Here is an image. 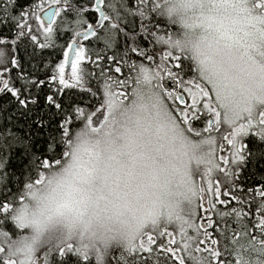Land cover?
I'll use <instances>...</instances> for the list:
<instances>
[{
  "label": "clouds",
  "instance_id": "9594fccd",
  "mask_svg": "<svg viewBox=\"0 0 264 264\" xmlns=\"http://www.w3.org/2000/svg\"><path fill=\"white\" fill-rule=\"evenodd\" d=\"M156 3L159 20L173 29L168 46L209 91L219 127L257 121L264 112V0ZM108 91L102 113L92 121L86 113L61 138L57 162L39 169V182L14 203L12 228L0 226V261L37 264L46 250L71 244L88 264H111L149 230L171 227L180 236L194 227L201 179L217 173L219 136L190 131L147 67H137L126 96L115 86ZM184 259L192 264L189 254ZM249 264H264V251Z\"/></svg>",
  "mask_w": 264,
  "mask_h": 264
},
{
  "label": "snow or ice",
  "instance_id": "6c2138e0",
  "mask_svg": "<svg viewBox=\"0 0 264 264\" xmlns=\"http://www.w3.org/2000/svg\"><path fill=\"white\" fill-rule=\"evenodd\" d=\"M157 9L156 0H0V185L10 180L7 168L15 167L23 176L24 165L34 167L35 174L24 177L23 188L38 183L39 169L62 155L61 138L86 113L89 121L102 113L109 89L115 86L117 95L126 96L137 67H147L156 73L168 100L184 103L174 110L179 109L176 114L190 131L215 133L231 147L229 156L218 160L221 175L215 177L218 184L211 196L213 177L202 178L194 227L179 241L166 227L149 230L129 252L113 254L115 264H167L168 254L177 250L182 253L179 264H185V254L192 264H201L204 257L208 264H220L221 241L231 245H225L228 255L236 248L244 251L242 240L256 248L254 238L264 250V114L223 131L209 91L195 77L185 79V59L168 46L170 33L162 34ZM182 92L191 103L183 100ZM17 156L27 160L11 164ZM11 178L18 179L14 174ZM22 195H0V226L12 228L7 223L10 211ZM200 208L207 223L196 222ZM37 264H88V258L69 244L46 250ZM234 264H240L238 257Z\"/></svg>",
  "mask_w": 264,
  "mask_h": 264
},
{
  "label": "trees",
  "instance_id": "16d2710c",
  "mask_svg": "<svg viewBox=\"0 0 264 264\" xmlns=\"http://www.w3.org/2000/svg\"><path fill=\"white\" fill-rule=\"evenodd\" d=\"M257 7L259 8L260 7V4H257ZM98 15V13H97ZM159 19V18H157ZM159 27L161 29H163V33L162 34H165V33H170L173 29L166 25V24H163L161 23L159 25ZM157 60H159V56H157ZM145 63H147V61H145ZM186 65H187V70L189 72V75L185 77V79H188L189 77H195L194 76V70L190 69V67L188 66L187 62L185 61ZM181 96L183 98L184 101H186L187 103H191L190 101V98L188 97L187 93H184L182 92L181 93ZM169 103L173 105V107L175 108L176 105H179L180 108H183L184 107V103L180 100V99H177L175 100L174 102L172 100H169ZM176 112L179 113V109H176ZM261 114H264V112H261ZM223 144V151L220 150V146L218 145V160L223 156V157H227L229 156V151H230V145L227 144L226 141H222L221 142ZM15 151L17 152H22V149H19L17 148ZM38 155V153H37ZM27 160V157H21V156H17V157H14L13 159L10 160V163L13 164V165H17V164H20L21 163V160ZM36 164L39 163V159H37L35 161ZM6 171L10 174V180L9 182H7L6 184L4 185H0V195L2 194H9L11 195L12 193H22L23 191V183H21V181H24V177L29 175V174H35V169L34 167H32L30 169V167L28 165H24V175L22 176L21 173L19 171L16 170L15 167H10V168H7ZM12 174L15 175L16 178L18 179H12ZM221 174L219 172H217L214 176H213V179H212V185H213V188L208 190V195L211 196V192L212 190H214V187L217 186L218 184V181L215 179V177L217 176H220ZM259 178V177H257ZM201 182H202V179H201ZM204 186L206 189H208V184H207V180H204ZM223 191H226V189H223ZM220 199H225L224 196H221ZM231 203H235L234 201H232ZM219 207H224V205H218ZM205 213H204V209L203 208H200L199 209V216H200V219H197V223L198 224H203V223H207V220L205 218ZM166 231L169 232V233H172V238L176 241H179V236L178 234L171 228V227H166ZM201 231H203V229H201ZM168 236H165L164 237V242L167 243V240H168ZM212 238H216L215 234H213V237ZM257 240V238H254ZM261 242V241H260ZM225 245H228V247H231L230 244H228L227 241H221L220 245H219V248H220V251L222 253L221 255V258H220V264H234V260L235 258H239V261H240V264H249V261L251 259V254L252 253H256V254H259L261 251H264V250H261L260 249V246L257 245L256 248H251L250 245H245V244H242L244 245V251L241 253L240 252V249L239 248H236L235 251L232 253V255H228L226 252H225ZM176 245L174 244L173 247H175ZM203 247V246H202ZM115 255H119V252H116L114 253ZM171 258L167 260V264H179V260H178V257L182 255L181 252H179V250H177V253L176 255H172L171 253L168 254ZM204 255H207V253H204ZM111 264H115V261L113 259H111ZM213 264H216V261L213 260Z\"/></svg>",
  "mask_w": 264,
  "mask_h": 264
}]
</instances>
